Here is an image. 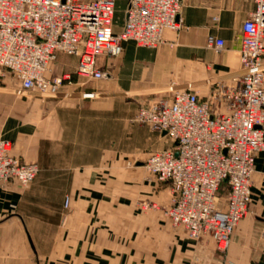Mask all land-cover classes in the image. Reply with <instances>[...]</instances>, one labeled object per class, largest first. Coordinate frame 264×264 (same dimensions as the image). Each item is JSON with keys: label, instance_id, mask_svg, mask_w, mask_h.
<instances>
[{"label": "crops", "instance_id": "1", "mask_svg": "<svg viewBox=\"0 0 264 264\" xmlns=\"http://www.w3.org/2000/svg\"><path fill=\"white\" fill-rule=\"evenodd\" d=\"M254 10V0H186L183 29L167 31L155 49L126 42L100 91L80 85L78 58L65 54L50 77L71 74L73 84L55 94L20 92L10 76L0 78V140L39 168L26 189L0 187V264H264V153L251 209L222 253L211 238L197 241L169 222L170 185L149 179L143 165L172 143L136 121L139 100L169 95L172 86L201 82L204 92L195 89L204 97L215 82L230 83ZM211 36L225 41L222 51L208 46Z\"/></svg>", "mask_w": 264, "mask_h": 264}, {"label": "built area", "instance_id": "2", "mask_svg": "<svg viewBox=\"0 0 264 264\" xmlns=\"http://www.w3.org/2000/svg\"><path fill=\"white\" fill-rule=\"evenodd\" d=\"M185 1L129 0L117 32V0H0V78L10 76L20 92L55 94L73 84L71 74L50 77L65 54L78 58L81 86L104 79L126 42L155 49L167 31H181ZM254 3L242 24L240 72L230 83L215 82L204 97L192 84L172 86L169 95L140 103L136 116L172 143L143 165L149 179L170 185L169 222L197 241L211 238L222 253L251 209L256 159L264 153V0ZM208 46L220 52L225 41L211 36ZM38 171L13 154L11 141L0 140V187L26 189Z\"/></svg>", "mask_w": 264, "mask_h": 264}, {"label": "rangeland", "instance_id": "3", "mask_svg": "<svg viewBox=\"0 0 264 264\" xmlns=\"http://www.w3.org/2000/svg\"><path fill=\"white\" fill-rule=\"evenodd\" d=\"M122 3H123V1H126V0H120ZM124 4V3H123ZM124 12H125V9H120V10H118V19L120 20V21H122L123 19H124ZM116 21H117V13H116ZM124 53V52H123ZM123 55V54H122ZM121 55V56H122ZM120 56V57H121ZM120 57H118V58H112V59H110L109 60V62H108V64H107V66H106V72H107V75L108 76H106L103 80H101V81H94V82H92V81H89L88 82V84L86 85V87L85 88H90V86L91 87H93V88H95V89H99V91L101 90V88H102V83H103V81L105 80V79H107V78H109V77H112V75L114 74L113 73V70H114V62L116 61V60H118ZM109 73V74H108ZM110 73H111V75H110ZM181 86H183V85H181ZM184 86H186V85H184ZM192 86L193 87H196V89L198 90H201V93L202 92H204V89H205V87H204V85L201 83V82H198V83H192ZM121 96H123L124 98L125 97H129V96H131V95H121ZM126 99V98H125ZM144 102V100H139L138 101V103H137V107L139 108V104L140 103H143ZM226 192H227V187L226 186H223L222 188H221V190H220V192H219V201H223V199H224V196L226 195Z\"/></svg>", "mask_w": 264, "mask_h": 264}]
</instances>
